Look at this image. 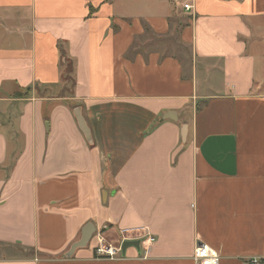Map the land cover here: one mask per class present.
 <instances>
[{
	"label": "crops",
	"instance_id": "obj_1",
	"mask_svg": "<svg viewBox=\"0 0 264 264\" xmlns=\"http://www.w3.org/2000/svg\"><path fill=\"white\" fill-rule=\"evenodd\" d=\"M152 2L0 0V264L264 257V0ZM86 224L155 242L66 258Z\"/></svg>",
	"mask_w": 264,
	"mask_h": 264
},
{
	"label": "built area",
	"instance_id": "obj_2",
	"mask_svg": "<svg viewBox=\"0 0 264 264\" xmlns=\"http://www.w3.org/2000/svg\"><path fill=\"white\" fill-rule=\"evenodd\" d=\"M189 4H184L182 6L183 11H189ZM126 233L128 230H121L118 235L121 237L120 239L115 240L116 246L108 243L105 237L99 233L93 235L95 238L96 244L93 247V255L96 259H119L122 257L121 244L124 241H128L126 239ZM140 244L146 246H150L155 242V239L151 236L142 237L139 240ZM193 261L195 264H219V255L218 253L212 249L210 246L206 244H198L196 246ZM247 264H264V257H253L248 260Z\"/></svg>",
	"mask_w": 264,
	"mask_h": 264
},
{
	"label": "rangeland",
	"instance_id": "obj_3",
	"mask_svg": "<svg viewBox=\"0 0 264 264\" xmlns=\"http://www.w3.org/2000/svg\"><path fill=\"white\" fill-rule=\"evenodd\" d=\"M121 1L123 3L121 5H122V8L124 10L128 11V10H131V8H133L135 13H143L144 11L142 10V8H146V10H153L156 8V6L153 5L154 2H152V0H150L149 4L146 3V0H121ZM127 3H129V4H127ZM174 21H175V23L173 24V31H172L173 33L171 35V39L173 40V41H171V44L173 46L166 49L167 50L166 54L167 55L175 54V55L183 58L182 60H185L184 62L187 65L189 63V60H190L189 59L190 58V52H189L187 47L180 45L178 42L176 43V40L178 39L177 35L179 32L178 27H180V25H184V23L187 21V18L186 17H178ZM152 37L150 36L149 39L150 38L153 39ZM143 40H145V37L138 39L136 42V45H140L143 42ZM154 41H156V39H154ZM169 45H170V42H169ZM65 69H66V67H64V70ZM69 91L70 90H67L66 94H68ZM114 238H115L114 236L110 237V238L107 237L105 240L108 243L116 246L115 240L120 239L121 237L118 235L115 239ZM95 244H96V241H95V238H93L90 241L89 245L95 246ZM28 255H29V253L27 251L21 252V251H19V249H17V247H14V246L13 247L0 246V258L29 257Z\"/></svg>",
	"mask_w": 264,
	"mask_h": 264
},
{
	"label": "water",
	"instance_id": "obj_4",
	"mask_svg": "<svg viewBox=\"0 0 264 264\" xmlns=\"http://www.w3.org/2000/svg\"><path fill=\"white\" fill-rule=\"evenodd\" d=\"M75 116L77 118V122L78 125L80 126V128H83V130L85 131L86 134H88V130L85 127V123L83 118L80 115V112L78 109L75 110ZM169 117H172L173 119H175L174 114L171 115H167ZM183 132L185 130V127H183ZM95 232L94 227L92 226V224H86L81 231V235L78 241L74 242L70 248L68 249V251L65 254L66 258H69L73 255V253L77 250V249H81V248H85L87 246V244L89 243V241L91 240L93 234ZM139 241H124L121 244V251H122V256H124V253L126 251L127 248L133 247L136 250L139 249Z\"/></svg>",
	"mask_w": 264,
	"mask_h": 264
},
{
	"label": "trees",
	"instance_id": "obj_5",
	"mask_svg": "<svg viewBox=\"0 0 264 264\" xmlns=\"http://www.w3.org/2000/svg\"><path fill=\"white\" fill-rule=\"evenodd\" d=\"M89 12L91 13L92 12V7L89 6ZM145 32H149V28L147 26H145ZM137 54V51H133L132 49L130 50V52L127 53V57H131L133 55ZM68 81H70V79H68ZM67 88V87H66Z\"/></svg>",
	"mask_w": 264,
	"mask_h": 264
}]
</instances>
